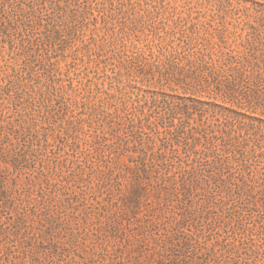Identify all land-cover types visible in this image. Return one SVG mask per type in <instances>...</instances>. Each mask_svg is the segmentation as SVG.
Returning <instances> with one entry per match:
<instances>
[{
  "label": "rangeland",
  "instance_id": "374dc122",
  "mask_svg": "<svg viewBox=\"0 0 264 264\" xmlns=\"http://www.w3.org/2000/svg\"><path fill=\"white\" fill-rule=\"evenodd\" d=\"M158 1L108 0V12L78 0V15L93 14L81 16L75 31L64 26L53 44V82L34 48L0 23V264H244L243 252L258 249L261 233L254 241L240 235L260 223L246 217L240 226L227 215L249 200L257 216L256 189L254 198L245 189L237 196V187L208 184L198 170L204 151L215 156L211 135L219 143L251 139L252 130L226 124L211 106L192 107V92L178 83L212 85L196 54L200 42L215 57L228 49L260 53L264 0ZM11 2L6 11L16 7ZM153 5L162 13L152 14ZM103 12L125 20L135 43L127 57L110 49L118 36ZM193 96L212 100L204 91ZM257 133L264 137V128ZM249 162L264 169L262 157Z\"/></svg>",
  "mask_w": 264,
  "mask_h": 264
},
{
  "label": "trees",
  "instance_id": "16d2710c",
  "mask_svg": "<svg viewBox=\"0 0 264 264\" xmlns=\"http://www.w3.org/2000/svg\"><path fill=\"white\" fill-rule=\"evenodd\" d=\"M11 1L0 0L2 29L9 36L11 32H18L21 41L26 42L27 48L30 50L34 48L33 57L43 66L44 73L48 75V81L53 82L55 63L52 61L50 54L53 44L58 39L64 26H69L75 31L76 22L79 18L81 16L85 17V14H93V9L88 8L85 11L82 9L81 15H78V0H64L63 4L59 0H53L54 6L49 11H45L44 0H17L16 7L11 6V9L6 11L4 6L5 4L11 5ZM82 1L84 4L95 2L96 7L101 11L108 10L109 12L111 9L109 6L108 9L106 8L105 3L108 0ZM112 1L110 0V5ZM143 1L147 3V0ZM162 1L159 0L158 3L162 4ZM23 2H25L26 8L22 7ZM153 7L152 14L159 15L162 13V5H153ZM67 12L68 14H66ZM10 14L13 15V18H10ZM102 16L107 27L111 28L113 33L118 36L117 41H111L109 44L110 49L114 52L113 54L120 55L122 53L127 57L125 48L129 45L128 42L131 43L132 35L131 32L124 30L125 20L120 17L116 19L118 23H114L111 14L107 15L103 12ZM33 19L34 21H32ZM40 27L42 28L40 29ZM129 30H133V28H129ZM10 40L12 42V38ZM118 41L119 47L116 46ZM131 44L134 45L135 43ZM200 44L201 47H195L196 54L203 63L204 68L208 69L211 74L212 85H196L197 83L192 84L180 80L178 83L180 88L184 90V93L187 90L192 92L187 96L193 103L192 107L207 111L211 106L212 113L222 117L226 124H237L240 128L248 127L249 130H252L253 138L249 139L246 136V138L238 140L234 136H229L226 141L218 143L215 136L211 135L210 144L213 147L212 152L215 153V156L208 159L210 153L204 151L205 157L200 162L198 170L202 175V180L208 184L212 183L224 189H227L230 184L234 185L238 188L237 196L240 195V189H245L247 194L254 198L253 190L256 189V193L259 194V199L263 203V210L257 216L253 213L258 209L249 200L234 204L227 215L234 218L235 223L240 226L245 224L243 221L246 217L253 220V223H260L261 226L259 225L256 233H253V227L242 228V232L245 234L240 235V239L254 241V234H262V242H260L258 249H247L243 253L246 255L244 264H250V257H258V260L262 259V264H264V249L262 248L264 244V228L262 227L264 226V169L257 172L250 168L251 163L249 162V159L255 156L262 157L264 161V137L257 133L258 129L264 128V48L260 53L250 49L243 55L232 54L229 49L227 51L221 50L220 52H224V56L218 55L215 57L216 54L212 50L213 46L201 42ZM110 63L113 64L112 61ZM126 74L129 76L128 71ZM38 75L34 77L40 80ZM111 77L114 80H120L119 72H114ZM134 80L129 79L127 85L136 88ZM196 90L204 91L206 96L212 98V100H203L193 96V92ZM172 91L176 92V88L172 87ZM166 95H169V93H166ZM182 98L186 97L182 96ZM195 128L197 132L201 129ZM226 133L229 135V130H226ZM197 138V135L193 136L194 140H197ZM235 139L236 143L233 142ZM249 140L253 142V145L250 149H247ZM256 149H258V152H256ZM239 160L242 162L241 164ZM223 168L229 171L226 178L220 174ZM187 171L190 172L189 175L195 176V172L190 169ZM234 174L236 175L234 176Z\"/></svg>",
  "mask_w": 264,
  "mask_h": 264
}]
</instances>
